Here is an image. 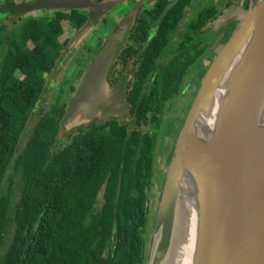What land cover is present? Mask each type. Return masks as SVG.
<instances>
[{"label":"trees","instance_id":"1","mask_svg":"<svg viewBox=\"0 0 264 264\" xmlns=\"http://www.w3.org/2000/svg\"><path fill=\"white\" fill-rule=\"evenodd\" d=\"M189 1L178 3L172 24L176 9L169 10L161 30L177 26ZM86 20L80 10L29 15L0 37V264L147 263L154 135L116 121L107 124L109 134L84 122L73 137L59 135L64 106L35 112L46 74L67 46L66 28ZM178 60L154 73L155 125L162 105L180 93Z\"/></svg>","mask_w":264,"mask_h":264},{"label":"water","instance_id":"2","mask_svg":"<svg viewBox=\"0 0 264 264\" xmlns=\"http://www.w3.org/2000/svg\"><path fill=\"white\" fill-rule=\"evenodd\" d=\"M119 1L33 0L0 4V11L89 10L90 21L82 27L79 40ZM133 14L126 19L130 21ZM126 19L110 35L78 87L67 126L93 116L119 115V108L126 112V106H117L119 87L109 93L106 79L129 27ZM229 20L236 22L233 33L222 45L223 35L215 41L217 54L176 139L146 264L170 261L184 172L199 182V234L193 264H264V0L229 4L215 19L220 24ZM230 68L215 130L207 132L205 123L212 114L215 93Z\"/></svg>","mask_w":264,"mask_h":264},{"label":"flooded vegetation","instance_id":"3","mask_svg":"<svg viewBox=\"0 0 264 264\" xmlns=\"http://www.w3.org/2000/svg\"><path fill=\"white\" fill-rule=\"evenodd\" d=\"M22 1L33 2V0H18L16 2L7 1L5 3L16 4ZM180 1L120 0L112 8L116 9V14H114L115 18L108 16V13L112 9L109 10L93 23L92 29L85 35L83 41L78 42L80 41L78 38L82 27L90 21L91 17L89 10H80L81 12H85L87 20L80 28L74 30L69 27L66 28L61 41L67 46L62 52L58 65L46 74L44 90L35 105L37 106L35 112L42 114L50 112L55 106L60 108L64 106L63 110L66 112L63 120H60L61 129L59 135L71 132V136L73 137L78 132L79 127L77 125L67 126L65 120L69 108L74 101L76 91L86 78L96 56L108 43L110 35L134 11L133 18L131 17L130 21L126 19L129 27L124 34L114 59L109 65L106 78L109 93L119 87L117 92V106H126V112L119 108V115L93 116L82 127L86 129L97 125L104 129L105 133L109 134L111 133L107 132L109 128L105 129L109 126L107 124L111 121H116L119 126H123L128 131L137 132L140 130L143 134L152 133L155 137L156 145L154 148L155 170L152 175L150 195L153 192L154 185H156L154 175L156 180L159 179V177L156 178V174L160 172V169L156 167L157 157L158 155L163 156L164 153L161 150L158 152L159 149L165 147V145L158 144V132L164 119L165 107L181 94H185L186 99L189 95H193L194 101L201 80L217 54L216 49L213 48L215 41L220 35H223L220 42L222 45L227 40H225L227 31L232 30V26L236 24L233 20L220 24L215 19L229 4H240L243 0H190L188 5L182 6L181 11H183V16L177 23V26H174L171 32H168L169 29L166 31L161 30V25L166 23L167 14L172 8H175L176 11L169 16V23L172 24V22L176 21V14L180 12L177 8ZM198 2L203 4L197 9L196 3ZM135 7L136 9H134ZM55 10L67 11L68 9H43L38 11L41 14H52ZM213 11L214 14L218 13V16L216 15V17L213 16L210 18ZM0 12H8L6 17L0 19L1 37L3 35V29L9 30L15 20L19 22L29 15H36L33 13L37 11L17 13L16 11L4 10ZM13 12L17 13L18 16ZM8 16L13 17L10 23L7 22ZM209 29L211 31L205 37V32ZM7 46L5 44L6 48H8ZM157 47H159V52L156 51ZM155 54H157L156 58H154ZM63 58L65 59L63 60ZM176 60L179 61L176 67L178 69V75L183 76L181 90L179 94L167 100L162 105L163 108L158 114L159 120L157 125H155L154 121L157 120V117L155 118L153 113L154 94L151 92L154 73L157 71V67L164 66L168 68ZM205 60H208L207 65L204 64ZM70 68L73 69L70 70ZM15 75L21 79L24 77L20 70H17ZM172 75L175 76L174 73ZM186 78L189 80L185 85ZM59 111L61 110H56V113ZM183 112L184 110H182ZM56 115L60 117L59 114ZM180 116L176 115L181 120ZM186 116L181 121L182 123H184ZM182 123L178 127V132L183 125ZM67 127L70 129L69 131L66 129ZM70 141L71 137L69 139ZM58 142L62 148L66 147L68 143L62 140H58Z\"/></svg>","mask_w":264,"mask_h":264},{"label":"bare ground","instance_id":"4","mask_svg":"<svg viewBox=\"0 0 264 264\" xmlns=\"http://www.w3.org/2000/svg\"><path fill=\"white\" fill-rule=\"evenodd\" d=\"M238 59L235 63L238 62ZM231 75L232 68L228 70L215 93L212 114L206 119L205 123L207 132L215 130L220 104L227 92ZM262 121L264 122V106H262ZM191 168L195 167L192 166ZM184 174L186 178L181 189L178 214H176L175 240L168 264H193L197 249L199 234V182L196 176L186 172Z\"/></svg>","mask_w":264,"mask_h":264},{"label":"rangeland","instance_id":"5","mask_svg":"<svg viewBox=\"0 0 264 264\" xmlns=\"http://www.w3.org/2000/svg\"><path fill=\"white\" fill-rule=\"evenodd\" d=\"M7 1H13L16 2L18 0H0V3H5ZM203 3H196V8H200V5H202ZM8 12H0V19L6 17ZM33 14H41L40 11H37ZM114 14H116V9H112L109 13L108 16H111L112 18H115ZM13 20L12 16H8L7 17V22L10 23ZM235 25H233L232 27L234 28ZM212 30H214L212 28ZM211 30H207L205 32V37H207L208 33ZM233 33V30H228L227 31V37L231 36ZM72 36V35H71ZM70 36V38H71ZM64 37V36H63ZM73 37V36H72ZM85 36H83L80 41H83V38ZM225 39H228V38ZM205 65L208 64V60H205ZM73 68H70V70H72ZM188 78L185 79V85L188 83ZM185 99V100H184ZM184 100V101H183ZM193 101V95H189V97L186 99V95L185 94H181L177 99H175L174 101H172L171 103L167 104V106L165 107V113H164V119L163 122L160 126L159 132H158V144L160 145H165V147H163L162 149H159L158 152L164 151L163 156L158 155L157 157V161H156V167H158L160 169V172L158 170L159 173L156 174V178L159 177L158 180L155 179V175H154V181L156 183V185H154L153 187V192L150 195V200H149V204H150V214H149V226H148V237H147V249L149 254L151 253L152 247H153V242H154V237H155V219H156V214H157V208L160 204V198H161V194H162V188H163V184L165 182V178L167 176V173L170 169L171 163H172V157H173V153H174V147L176 144V139L178 137V127L181 126V121L183 120V118L186 116L189 108H190V104H192ZM182 110H184V112L182 113ZM176 115L181 117V120L179 119V117H176ZM183 124V123H182ZM69 126V125H68ZM72 126H76V124L72 125ZM182 128V127H181ZM181 130V129H180ZM168 136H167V135ZM159 147V145H158ZM160 148V147H159ZM160 154V153H159ZM162 172V174H161ZM162 176V177H161ZM16 181L18 180V177L15 178ZM17 184L13 185V191L17 192ZM18 193V192H17Z\"/></svg>","mask_w":264,"mask_h":264}]
</instances>
